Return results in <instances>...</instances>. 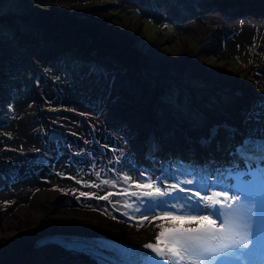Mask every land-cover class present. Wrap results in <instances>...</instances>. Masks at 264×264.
Returning a JSON list of instances; mask_svg holds the SVG:
<instances>
[{
  "label": "bare ground",
  "instance_id": "bare-ground-1",
  "mask_svg": "<svg viewBox=\"0 0 264 264\" xmlns=\"http://www.w3.org/2000/svg\"><path fill=\"white\" fill-rule=\"evenodd\" d=\"M128 1H125L126 4L130 3ZM149 1L152 0H146V3ZM66 2L58 1L52 6L51 12H44L45 18L49 19L50 22L46 24L55 27H63V25H68L65 26L66 28L75 27L76 29L73 30L77 33L90 32L96 35L102 33L100 35L104 38L102 42H109V37L112 36L130 37L129 40H122L123 42H121L124 44L127 53L130 52L131 55L136 56L134 53L136 54L137 51L128 48V44L124 42L130 43L142 35L138 23L131 26V22L129 25L124 24V22H116L111 19L109 14L105 13V18L111 21L112 28L115 30L113 32L108 30L107 32L106 29L104 34L101 31V26L97 25L96 30H94V28H87L83 21L69 19L68 17L72 15L74 10L76 13H80L76 9L79 6L74 3L73 10L68 1ZM79 3L84 4L83 0ZM179 6L181 8H178ZM232 6H249L263 15L262 17L254 15L256 18L250 16L245 19L227 21L223 15ZM253 6L256 8L254 9ZM260 8L264 9V0H176V3L166 11L165 16L167 18H178L181 9L193 10L195 12L192 15L199 14L198 21H196L198 23L193 24L191 22L185 26L180 54L174 55L167 48L164 49L159 45L153 46L152 44L153 47L150 51L153 54H150L151 58L154 59L147 60L146 64L143 63L145 69L148 67H155L159 71L168 67L179 69L181 64L186 61L187 66L193 67L192 72L195 75L206 77L209 81L229 84L232 86V93L238 97L237 102L235 101L232 106L226 105L220 110L196 104L197 111L201 115L195 112V117L182 116L180 113H174L171 110L166 111L165 108L162 113H156L155 107L159 106L156 102H159L161 107L168 109L157 98L158 94L162 92V84L151 88L147 83V78H143V76L138 81L139 83L130 85L129 82H123L129 78V73V75L125 74L124 76L107 74L105 72L109 68L99 65L104 77L98 81L99 83L106 81V83L100 93L101 95L99 94L102 97H98L97 89H92L95 83L88 90H85V85H81L82 89H79L75 82L73 83L69 79L64 80L63 71L53 64L57 58L49 60L50 50L39 49L42 58H38L39 54L34 56L31 52L27 54L22 50L14 49L17 44L11 42L12 40L4 44V48L0 50V58L7 56L9 60L4 58V71H0V75H7L9 71L12 74V67L18 70L29 69L36 74L35 77L38 78L39 82L36 81V78H32L38 89L33 88V84L29 83L28 89L30 88L31 97L21 102L27 108L32 104V101L34 102L36 111L33 118L35 121L32 118L26 119L24 117L25 119L22 120V117H19L25 111V107H20L21 104L17 100L8 102L3 101L0 97V124H4L0 133L1 131H8L12 135V138L10 137L12 140L9 143L7 141L3 143L8 146V149L6 152L3 151L2 156L6 155L12 160L21 159L19 163L22 164L21 166L15 164L20 173H18L19 177L11 167H6L2 163V156H0V184L14 189V194H10L8 190L6 193L4 192L5 194H0V264H74L75 262L94 264L85 255L80 254L78 256L75 254L73 257L59 248L37 244L38 239L49 234L63 232L68 235L88 236L104 234L139 244L154 239L164 228L176 226L170 221L158 217L206 215L209 219L214 220L211 212L189 211V201L186 198L192 197L193 202L200 200L201 208H203L204 205L211 203L209 198L227 202L233 196L230 191L227 192L229 200L225 201L223 194L219 197L213 195L214 193L225 192L223 187L226 184L225 179L219 175L217 170L234 164L230 157L220 151L224 152L226 148L237 145L244 137L255 139L263 137L264 121L262 120V124L258 123L253 114L246 116L245 110L240 107V103L251 95L247 91H255L254 75L257 74L258 77V74L264 71V66H260V62L256 64L251 62L252 64L246 67L248 73L244 79L238 78L233 71L226 69V67H220L221 65H217L216 69H208L204 66L201 58L190 57L189 54L192 51L188 47V40L193 39L200 42L206 39L210 42L213 41V45L216 44V49L225 46L228 50L237 46L243 48L244 44L247 43L253 45L257 50V61H263L264 10L262 11ZM206 13L210 14L207 15ZM64 14H67V17H63ZM200 15H202L201 18ZM204 17H206L205 20L210 21L212 29L205 26L206 22H201ZM46 31L44 29L43 33L46 34ZM228 37H233L235 40H229ZM89 46L94 47V44L91 43ZM14 51L19 55V58L12 61L10 59L13 58ZM149 62L151 63L148 64ZM85 72L88 70H84L80 75L83 76ZM161 78L163 77H160L159 80ZM141 80L144 82L140 83ZM79 83L83 82L80 80ZM4 84L2 85L5 86ZM61 87H63L62 90ZM89 90L90 92H88ZM242 93L243 95L240 96ZM83 97H88L91 100H94L95 97H97L96 100L102 98L96 103L104 102L98 104L100 106L98 112H93L81 106L80 102L87 103L88 106L94 104L83 101ZM7 105L12 106L16 113L8 111ZM198 107L202 109H198ZM124 115L128 116V120L120 125V128L116 130L117 132L110 131L108 127L112 125L110 124L111 120L118 121ZM186 117L189 121L190 118L199 117L205 132L197 130V127L201 128L202 126H190ZM217 117L225 118L230 125H234V130L227 133L231 134L230 140L225 139V134H218L216 136L218 142L214 139L210 143V150L213 149L212 146H218L213 149V152H210V157L207 160L190 157L194 153L201 154L196 140L199 136H206L207 127L211 123L210 120ZM128 123L131 124L127 125ZM38 125L42 128L41 131H39ZM131 127L132 130H130ZM148 127L157 131L168 129L172 133V141L174 138H178L185 147L186 143H189L190 147L187 150L181 147L180 152L172 149V154L170 151H166L165 155L162 156L161 151L166 147L164 146L166 143L157 146L156 152L160 155H157L153 161L158 167L154 170L151 168L150 162L139 155V149L133 150L128 141L134 140L135 145H140L141 139L149 133ZM148 135L153 144L168 138L162 132ZM181 135L186 140H183ZM160 136L161 140L157 141ZM53 139H57V141L51 142ZM97 146H100L102 151ZM16 149L17 151L23 149L25 152L21 156H16L18 155L14 151ZM131 151H134L135 154ZM137 154L141 157L140 159ZM80 158L83 160L80 161ZM91 162L96 163L101 171L96 170L92 173L88 172V176L83 175V171H87L86 168ZM34 174L38 175L31 176ZM18 178L22 180H18ZM189 180L192 183H188ZM148 184L151 187L143 186ZM157 188L161 192H168L169 195L160 196L156 193ZM84 190L86 193L83 192ZM91 191L100 198L92 197L88 201L85 195ZM82 192L84 195H81ZM65 193H71V199H69L70 197L67 198L71 202L66 201L58 209L54 208V201ZM158 201H166V205H161L154 212H148L147 218L144 219L142 211L145 209V205L149 204V207H154ZM138 208L141 211H137ZM141 224L143 226H140ZM184 226L191 228L198 226V224L195 222L184 223Z\"/></svg>",
  "mask_w": 264,
  "mask_h": 264
},
{
  "label": "rangeland",
  "instance_id": "rangeland-1",
  "mask_svg": "<svg viewBox=\"0 0 264 264\" xmlns=\"http://www.w3.org/2000/svg\"><path fill=\"white\" fill-rule=\"evenodd\" d=\"M58 1L60 2L68 1V4L73 10H74L73 4L76 3L79 6L76 9L80 13L78 14L74 10V12H72V15L68 18L71 20L75 19L77 21H83L84 25L87 28H92V29L94 28V30H96L95 27L98 25L102 27L101 31L103 33L105 32L106 29H107V32L108 30L113 32V30L115 29L112 28L111 21H109L108 18H105V13H107L111 17V19L116 22H124V24H128V25L132 23L131 26L136 25V23H138L140 26L141 32H142V35L137 39L135 38L134 41H131L130 43L124 42L125 44H128L127 45L128 48L137 51L136 54L134 53V55H136L137 57L133 56V54L131 55L130 52H128L129 53L128 54L127 51L124 49V44H122L123 42L122 40L127 41L130 39V37L118 35L117 33L116 34L118 36L109 37L110 38L109 42L108 41L102 42L103 39L100 42L98 41L100 46L103 45L104 43H107L111 46V51L113 52L111 53L110 51H108L107 52L108 57L105 56L104 54L102 57L100 50L96 51V55H95V51L91 50V52H94V54H91V59H83L82 57H77V55H70V54H65V53L57 54L56 55L57 59L55 58L56 60L54 61L56 63L53 62V64L56 67H58V69L63 66L64 67V69L62 70L63 79L64 80L69 79L71 82L73 83L75 82V84L77 85V88L82 89L81 85L82 86L85 85L84 86L85 90H88L89 87L92 86V84H90V81L92 79L90 78L93 75L98 76V73H99V71L95 70L94 67H98L96 69H99L101 71L100 69V66H101V67L109 68V70L107 69V71L105 72L107 74H115L117 76H124L125 74L126 75L130 74L131 76L129 75L128 76L129 78L123 81V82H129L130 85L139 83L138 81L140 80V78H142V76L143 78L144 77L147 78V83L151 88L152 87L155 88L158 85L162 84L161 86L162 92H160V95L158 94L157 98L161 102V104L167 106L168 109H166V107H161L159 102L158 103L156 102V104L159 105L155 107L156 113H162L163 109L165 108L164 110L166 111L171 110L174 113H180L182 116L195 117L194 116L195 112L201 115L197 111L196 104H199L203 107H210L215 110H218V109L220 110L223 106L229 105L228 107H230L235 103V101L237 102L238 97L236 96L235 93H232V86L226 83H222L220 81L218 82L212 81V80L209 81V79H206V77H203L201 75H195L192 72L193 67L187 66L186 61L185 63L181 64V68L179 69H174L173 67H168L165 70H161V71L157 70V68L155 69V67H148L147 69H145L143 63L146 64L147 60L154 59V58H151V54L153 53H151L150 51V49L154 45H159L160 47L164 49L167 48V50L171 51V53L174 55L180 54L182 50L181 45L184 40V34H185V29H186L185 26L191 22L193 24L198 23L196 21H198L199 14L192 15V13H194L195 11L193 12V10H189V9L188 11L181 9L179 13L180 16L178 15L179 16L178 18H175V17L167 18L165 16L166 11L170 8V6L176 3V0L165 1L166 4H162V2H159V0H155V1L152 0V1H149V3H144L143 6L132 3V0H129V1L128 0H83L84 4L79 3L82 0L81 1H78V0H66V1L64 0H0V17H1L0 19L1 20L0 22V42L4 41L3 37L10 38L6 42L12 40L11 42H13L14 44H17L14 46V49H19L21 51L22 49H25L24 48L25 46V47H29L32 55L35 56V54H39L40 53L39 47H41L42 41L36 42V40L30 39V38L25 39L26 36L23 37L22 34H25V35L32 34L33 36L40 35V32H43L45 29V27H43L42 29L41 25L38 24L41 21H42L41 23L50 26L51 24H46L50 22H49V19L47 20L45 18L44 12H51L52 6ZM125 1H128L130 3L126 4ZM86 2H91V3L87 4ZM129 5H132V6H129ZM178 8H181V6H179ZM253 8L255 9L256 6L255 7L253 6ZM261 10L263 11L264 9H261ZM6 12L14 14L15 15L14 18H11L8 15H5ZM204 14L205 12L203 13V15ZM206 14L208 15L210 13H206ZM79 15L80 17H78ZM254 15L258 17H262L263 14L261 15V13L254 11L249 6H244V7L232 6L229 10L224 12L223 16L227 21H231V20L235 21V20H239V18L245 19L246 17H250V16L255 17ZM201 16L202 15H200L199 17L201 18ZM63 17H67V14H64ZM205 18L206 17H204L203 21L201 22L203 23L206 22L207 24H205V26L212 29V25L209 23L210 21L205 20ZM67 23L73 26V24H71L70 22H67ZM5 26H9L8 31H5L3 29V27ZM65 26H68V25H63V27ZM69 28L74 29V30L76 29L75 27H69ZM78 28L80 29L81 32H83L80 27ZM15 31H22V34L20 33L17 34ZM83 34L84 33H81V35ZM89 34H93V33L88 32L86 35H89ZM93 35H96V34L94 33ZM100 35H102V33ZM228 39L229 40L231 39L232 41L235 40L233 37L232 38L228 37ZM114 43L120 49L115 47ZM120 44H121V47H120ZM152 44L153 46H151ZM213 44H214L213 41L210 42L209 40H206V39L201 40L200 42H197L196 40H193V39L188 40V47L192 51L189 54L190 57L201 58L204 62V66L207 67L208 69H212V68L216 69L220 65H221L220 67H223V68L226 67V69L233 71L236 74V76L240 79L245 78V75H247L248 73V70L246 69V67L249 66L250 64L252 63L256 64L260 62L261 63L260 66H264V59L263 61L261 60L257 61L256 59L257 50L254 48L253 45L251 46L250 44L246 43L244 44L243 48H240V46H237L233 49L228 50V48H226L225 46H223V48L220 47L219 49H216V46H215L216 44L215 45ZM0 46H2L1 43H0ZM35 50H38V51H35ZM16 51L13 52L12 54L13 58H11L10 60L13 61L14 59L19 58V55L16 53ZM114 54H116V56L118 57L121 56L123 60L121 58L114 57ZM82 55L85 56L84 54ZM109 55H112V56H109ZM127 57H129L130 59H128ZM38 58H42L40 57V54ZM128 60H130V62ZM114 63L116 64L122 63V64L116 67ZM123 63L126 65H124ZM150 63L151 62H149L148 64ZM148 64L147 66H149ZM69 66L70 68H68ZM3 67H4V61L0 60V71H4ZM130 67L132 68L131 70H130ZM68 69H71L72 71ZM77 69H80V70L84 69L86 71L88 70V72H85L83 76H81L80 73H83L84 70L82 72H75V70ZM66 70H68L70 73ZM8 73L7 75H0V81H1L0 82V97L3 99V101H8V102L17 100L18 103L21 104L20 107L21 106L25 107L24 104L21 102H24L25 100L31 97L30 92H29L30 88L28 89L29 85L32 83L33 88L38 89V87L34 85L33 83L34 80L32 79V78H35L36 74L30 70L25 71L20 74H16L15 76L12 75L10 71ZM31 73H33V77H31ZM78 74H79V78L77 79ZM102 75H103V72H102ZM102 77L103 76H101L100 78ZM160 77H163V78L159 80ZM100 78L99 80H101ZM254 79L256 81V85H255L256 89L255 91H247V92H250L252 95V96L251 95L247 96V99L253 100L257 98V100L252 102L253 104H251V106L250 105L248 106V108L246 109L247 111L246 116H248L249 114H253L256 121L262 124V120L264 121V96H262V94L264 93V71L260 72L258 74V77H257V74H255ZM78 80L79 81L81 80V82L83 83H79ZM142 82L144 81L141 80L140 83ZM98 83L95 82V85L93 83L94 87L92 89L97 88L96 86ZM2 84H4L5 86H3ZM64 89L66 90V87ZM88 92H90V90ZM97 93L99 95L101 91ZM8 96H11V97L9 98ZM90 96H93V95H90ZM80 104L83 108L85 109L88 108L89 111L98 112L100 110V106L96 104L95 105L92 104L90 106H88L87 103H83V102H80ZM198 109H202V108L198 107ZM7 110L12 113H16V110H14L12 106L9 107V105H7ZM35 111H36V106L34 102L32 101V104L29 105L28 108L25 107V111L21 115H19V117L20 118L22 117L21 118L22 120H24L25 118L26 119L32 118L34 120L33 115ZM187 118L188 117H186L187 122L189 123L192 122L191 124L193 125L196 124L197 126H202L201 125L202 120L200 121L199 117H196V119L190 118L191 122ZM122 120H124L123 123L126 122L128 120V116L124 115L120 120L115 121L113 126L109 125L110 127H108V129H110V131L117 132L116 130L120 128V124L118 125V122L120 123V121ZM180 120H181V117H180ZM2 127H4V124H0V129ZM41 130L42 128L39 126V131ZM130 130H132V127L130 128ZM7 132L8 131H1L0 133V137H1L0 138V143H1L0 150H2L0 151V156H2V153L6 152L8 149V146L3 143H5L6 141L9 143L10 140H12L11 133L10 132L7 133ZM161 136L157 139V141L161 140L160 139ZM166 136L168 137L167 138L168 143L172 144L173 141L172 140L171 142L169 141V137L171 138V136L170 135H166ZM3 138L5 141L3 140ZM224 143L226 144L227 142H224ZM164 146L166 147H164L163 150L161 151L162 156L165 155L166 151H170L172 154V151H171L172 148L177 149L175 146L172 148L168 145H164ZM14 151L18 154L16 156H21L23 155V152H25V150L23 149H20L18 151L16 149ZM213 151L214 150L212 149L211 152ZM224 152L227 153L228 149H226ZM132 153L135 154L134 151ZM217 153L220 154V152H217ZM193 155L194 154H192V156ZM137 157L139 159L141 158L138 154H137ZM11 160L12 159L6 155H3L1 158L2 163L6 167H9V168L11 167L12 170L16 172V175L20 177L19 175L20 173L17 169V166H15V164L19 166L20 165L19 162L21 161V159L20 160L14 159L12 161ZM121 161L123 160L121 159ZM204 164H207V163H204ZM90 167L91 165H88V168H86L87 171H83L84 172L83 175L88 176L87 173L88 172L91 173L89 171ZM93 169L95 171V168ZM36 175L38 174H34L31 176H36ZM18 180H22V179L18 178ZM0 187H1L0 191H2L0 192L1 195L5 194L7 190L9 191L10 194H14L13 188L6 187L1 184H0ZM83 192L86 193V190H84ZM92 192L93 191L85 195L87 200L92 197L100 198V196L94 195V193ZM70 195L71 193H65L64 195L59 196L58 199H56L53 203L54 208L58 209L59 207L63 206L66 201L71 202L69 201V199H71ZM147 207H149V204L145 205V208ZM117 239H120V238H117ZM120 240H123V239H120ZM74 264H78V263L75 262Z\"/></svg>",
  "mask_w": 264,
  "mask_h": 264
},
{
  "label": "snow or ice",
  "instance_id": "snow-or-ice-1",
  "mask_svg": "<svg viewBox=\"0 0 264 264\" xmlns=\"http://www.w3.org/2000/svg\"><path fill=\"white\" fill-rule=\"evenodd\" d=\"M228 131H231L230 129ZM219 134V129L212 127L208 130V137L201 142L210 144ZM236 154L247 162V172L239 170L237 165L225 170L218 169L217 172H227L229 176L235 173L236 185L233 187L225 184L224 193H214L215 197L224 195V200H229L226 194L229 191L244 196V201L236 209L233 208L236 196L231 197L232 203H225L219 199H211L210 204L201 208V201L192 197H187L189 201L188 210L211 212L213 216L221 220L219 227H216V220L209 219L208 216H178L166 215L158 217L178 225L173 228H164L156 235V244H147L146 247L153 250L157 255L151 253H142V260H148L150 264H224L230 258L239 257L244 254V250L251 251L250 245L254 244L258 238L259 225L264 218V197L257 195L252 189L246 188L241 184V177L244 175L256 176L264 172V139L253 140L247 138L235 149ZM257 167L253 171L252 165ZM192 183L191 180L187 181ZM151 187L150 184L143 185ZM156 193L160 196H168V192H161L159 188ZM84 195V193H81ZM135 195V194H134ZM151 195V194H148ZM105 199L107 197H104ZM151 203V202H150ZM166 205V201H158L154 207H147L142 211V217L147 218L148 212H154L156 208ZM214 205H220L214 208ZM228 209V212H221V209ZM141 211V209H136ZM164 210V209H162ZM207 221V223H205ZM199 225L198 228H185L184 223H193ZM140 226H143L141 224Z\"/></svg>",
  "mask_w": 264,
  "mask_h": 264
},
{
  "label": "water",
  "instance_id": "water-1",
  "mask_svg": "<svg viewBox=\"0 0 264 264\" xmlns=\"http://www.w3.org/2000/svg\"><path fill=\"white\" fill-rule=\"evenodd\" d=\"M132 2L134 4H137V5H144V3H146V0H132ZM5 15L10 16L11 18H14V16H15L14 14H11L9 12H6ZM0 19H1V17H0ZM0 22H1V20H0ZM7 23H8V21H7ZM38 24L41 25V28L42 29H43V27H45V29L47 30L46 31V34L43 33V32H40V35L33 36L32 34H27V35L22 34V31H15V32L17 34H19V33L22 34L23 37L26 36L25 39L30 38V39L36 40V42L42 41L41 47H39V49H48V50H50L49 55H48V57L50 59L51 58L55 59L56 58V55L59 54V53L77 55V57H82L83 59H91V54H94V52H91V50H94L95 51V55H96V51L100 50V53H101V56L102 57H103V54L105 56H107V52L108 51H110L111 53L113 52V51H111V46L109 44H107V43H104L103 45L98 46L99 45V42L98 41L100 39L101 40L104 39V38H101L98 35H93V34L86 35L87 33H84L83 35H81V33H76L71 28H66V27H61V26L60 27L48 26V25H45V24H43L41 22H39ZM42 29H41V31H42ZM91 43L94 44V47L89 46V45H91ZM84 45H88V46L83 47ZM115 47H117L116 44H115ZM120 47H121V44H120ZM117 48L120 49L119 47H117ZM82 53L84 55H86V57L83 56ZM109 56H112V55H109ZM114 57H118V56H116V54H114ZM118 58H121L123 60V58L121 56L118 57ZM127 58L130 59L129 57H127ZM45 60H47V59H45ZM128 61L130 62V60H128ZM114 64H115L116 67H118L122 63H117V64L114 63ZM124 65H126V64H124ZM62 88L63 87H61V90H62ZM97 91H99V90L97 89ZM242 95H243V93L240 96H242ZM248 101H249V103H251L253 100H248ZM248 101L242 100L241 107L243 106L245 109H247L248 106H249ZM114 121H115V119H112L111 120V124L112 125H114ZM123 121L124 120L120 121V123L118 122V125L119 124L122 125L123 124ZM129 124H131V123H128L127 125H129ZM149 129L152 130V131H149L148 134H150V133H157V134H159L161 132L164 133V134H166V135H170V136L172 134L167 129H166L167 131H164V130H158L157 131L156 129H151V128H149ZM148 134H147V136H149ZM149 141H150L149 139H147L145 141L142 139L141 140V144L138 145V146L135 145L134 142L129 141V143H130V145H132L133 150H136V149L140 148V146H143V143L148 144ZM169 141L171 142V138L170 137H169ZM162 143H166L165 145H168L171 148L175 146L177 149H173L172 148L173 151L180 152L179 150H181V147H183L185 149V146L182 144V141L180 139H178V138H174L172 144H169L168 143L167 138H166L165 141L159 142V144L161 146H162ZM138 151H140L139 152V155H141L142 157H144V150H142L140 148ZM69 239H72L73 240V239H80V238L77 237V236H75V237H71ZM69 239L66 240L67 243H68V240ZM66 242H62L61 241V242H58V243L59 244L66 245ZM55 243L56 242L53 241V240H51L48 236H46L44 238H41V239H38V241H37V244L38 245H40V244L42 246L43 245H49V246H53L54 248H56V246H57L60 250L65 251L63 249L64 248L63 245H57Z\"/></svg>",
  "mask_w": 264,
  "mask_h": 264
},
{
  "label": "trees",
  "instance_id": "trees-1",
  "mask_svg": "<svg viewBox=\"0 0 264 264\" xmlns=\"http://www.w3.org/2000/svg\"><path fill=\"white\" fill-rule=\"evenodd\" d=\"M3 29H4V30H6V29H7V31L9 30V28H8V27H6V26H5Z\"/></svg>",
  "mask_w": 264,
  "mask_h": 264
},
{
  "label": "flooded vegetation",
  "instance_id": "flooded-vegetation-1",
  "mask_svg": "<svg viewBox=\"0 0 264 264\" xmlns=\"http://www.w3.org/2000/svg\"><path fill=\"white\" fill-rule=\"evenodd\" d=\"M6 27H8V26H6ZM4 28V27H3ZM9 28V27H8ZM5 31H7V29L5 30Z\"/></svg>",
  "mask_w": 264,
  "mask_h": 264
}]
</instances>
